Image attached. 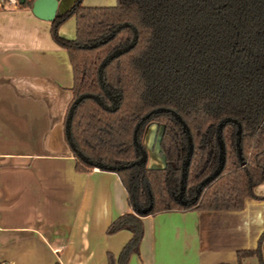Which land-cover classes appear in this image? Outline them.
Instances as JSON below:
<instances>
[{"label":"trees","instance_id":"1","mask_svg":"<svg viewBox=\"0 0 264 264\" xmlns=\"http://www.w3.org/2000/svg\"><path fill=\"white\" fill-rule=\"evenodd\" d=\"M35 0L23 8L31 9ZM75 18V39L63 40L57 28ZM124 25H128L125 27ZM134 47L109 62L98 80L101 63L114 51ZM112 33L114 36L96 48ZM54 41L67 51L73 72L72 100L91 95L73 111L71 142L76 153L105 167H126L114 173L127 194L131 213L116 219L106 234L127 230L130 241L118 257L107 254V264H128L138 254L143 238L141 219L168 213L239 211L264 181V0H116L113 7L82 6L77 0L52 22ZM159 109L167 112L154 113ZM186 125L193 150L187 168L183 200L180 193L187 158ZM150 115L144 122L142 120ZM241 127V157L237 155V124ZM225 150L219 176L201 183L218 167V127ZM149 124L161 128L158 153L161 169L131 164L140 159L133 137L143 148ZM73 152L75 170H94ZM144 215L142 211L147 210ZM264 234L261 236L263 238ZM256 252L238 254V262Z\"/></svg>","mask_w":264,"mask_h":264},{"label":"crops","instance_id":"2","mask_svg":"<svg viewBox=\"0 0 264 264\" xmlns=\"http://www.w3.org/2000/svg\"><path fill=\"white\" fill-rule=\"evenodd\" d=\"M76 1L60 0L58 14ZM115 4L82 0L87 8ZM56 32L73 41L75 18ZM72 86L70 60L52 37V23L20 5L1 7L0 264H107V254L117 258L132 237L127 230L106 234L131 213L117 175L75 170L65 137ZM146 147V166L162 168L158 154L149 166ZM253 194L239 211L142 218L140 250L128 264H239L244 252L257 254L240 264H264V181Z\"/></svg>","mask_w":264,"mask_h":264},{"label":"water","instance_id":"3","mask_svg":"<svg viewBox=\"0 0 264 264\" xmlns=\"http://www.w3.org/2000/svg\"><path fill=\"white\" fill-rule=\"evenodd\" d=\"M26 1L27 0H18V3H19V5H24ZM59 2H60V0H35L32 3V6H31V12L37 19L52 23L58 16H60V14H58ZM124 26L128 27V25H124ZM114 34L115 33H112L109 37H107L103 41L99 42L98 44L91 45V46H89L87 48H89V49L96 48L99 45L105 44L108 40H110L114 36ZM135 42H136V32L134 31V38H133V41H132V43L130 45L126 46L123 49H119V50L114 51L111 55H109L101 63V65L99 67V70H98V80H99V83H100L101 86L103 85L102 84V71L105 68V66L109 62H111L112 60H114V59L118 58L119 56H121L122 54H125L128 51H130L134 47ZM84 99H91V100L95 101L104 110L110 111V112L115 111L117 109V104H118V101L115 98H111V101H112L111 107H105V106H103V104L101 103L99 98H97L95 96H91V95H83V96L77 98L74 101L73 105L71 106V108L69 110V113H68V116H67L66 122H65V137H66V140H67V142L69 144L70 149L74 153H76V151H75V147H74L73 143L71 142L70 123H71V119H72V115H73L74 109ZM163 112H167V111L164 110V109H159V110L155 111L154 113H163ZM170 114L181 125L182 130H183L184 134L186 135V139H187V146H188L187 147V158H186L185 162L183 163L182 175H181V181H180V193L175 198V201L178 202L180 205L186 206V205H188V203L183 200V193H184V190H185L184 184H185V180H186L187 168H188L190 156H191V153H192V150H193L192 140H191V137H190V134H189V131H188L186 125L182 122L180 117L177 116L173 112H170ZM149 116L150 115H147L142 120V122H144L146 119H148ZM234 123H236V122H234ZM222 126H223V123H221L219 125V127H218V137H217V142H218V147H219L218 167L215 170V172L213 173V175H211L210 177H208L207 179H205L201 183V185L199 186V188L196 191L195 197L191 201L192 203H194L197 200L202 188L204 186H206L208 183H210L217 176H219V174L221 173V171L223 169V166H224V163H225V150H224V145H223V142H222L221 136H220V132H221ZM138 128H139V125L135 129L134 137H133V143H134V146H135L136 150L140 154V159L137 162L131 164L130 167L146 165V163H147V158H148L147 152H146V150L144 148L140 147L138 145V143H137L136 134H137ZM236 136H237V143H236L237 155H238L239 161L242 162L241 148H240L241 127H240L239 124H237ZM159 139H160V136L157 138L156 145H155L156 149H157V153H158V142H159ZM76 155L82 162H84L87 165L92 166L94 170L114 173L115 171L123 170L124 168H126V167L113 168V167H105V166H102L100 164H93L92 162H90L89 160H87L86 158L81 156L79 153H76ZM158 155H159V153H158ZM161 161H162L163 166H164V161H163L162 158H161ZM150 208L151 207H149L147 210L142 211V214L145 215Z\"/></svg>","mask_w":264,"mask_h":264},{"label":"rangeland","instance_id":"4","mask_svg":"<svg viewBox=\"0 0 264 264\" xmlns=\"http://www.w3.org/2000/svg\"><path fill=\"white\" fill-rule=\"evenodd\" d=\"M115 6V5H114ZM150 127H154L153 128V130H150ZM156 128L158 129L159 127L158 126H156V124H149V126L147 127V129H146V131H145V136H144V142H143V144L146 146V144H147V146L148 147H146L147 148V150H148V154H149V166L151 165V160H152V155H154V154H158L157 153V149H156V138H158L159 136H160V134H161V128H159V132H158V137H156V135H157V130H156ZM152 132V133H151ZM150 133L152 134V135H150ZM149 136H150V138H149ZM154 143H155V145H154ZM153 146H154V153H152V148H153ZM160 157V156H159ZM148 168V167H147ZM163 168V167H162ZM149 169H161V168H149Z\"/></svg>","mask_w":264,"mask_h":264},{"label":"built area","instance_id":"5","mask_svg":"<svg viewBox=\"0 0 264 264\" xmlns=\"http://www.w3.org/2000/svg\"><path fill=\"white\" fill-rule=\"evenodd\" d=\"M3 6L16 8L19 6V3L18 0H0V8Z\"/></svg>","mask_w":264,"mask_h":264}]
</instances>
